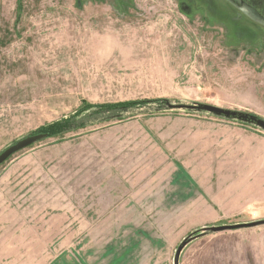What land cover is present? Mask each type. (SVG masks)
<instances>
[{
  "label": "rangeland",
  "instance_id": "rangeland-1",
  "mask_svg": "<svg viewBox=\"0 0 264 264\" xmlns=\"http://www.w3.org/2000/svg\"><path fill=\"white\" fill-rule=\"evenodd\" d=\"M201 105L264 120V0H0V152L73 123L0 164V190L26 196L27 220L59 223L35 251L228 264L215 248L226 238L259 240L264 129ZM35 188L55 190L52 210Z\"/></svg>",
  "mask_w": 264,
  "mask_h": 264
},
{
  "label": "crops",
  "instance_id": "crops-1",
  "mask_svg": "<svg viewBox=\"0 0 264 264\" xmlns=\"http://www.w3.org/2000/svg\"><path fill=\"white\" fill-rule=\"evenodd\" d=\"M0 191L2 192V205L0 204V264L74 263L68 257L62 258V255H49L48 252L43 253L41 251L42 245L47 246L52 242L53 230L59 227L58 221L53 216L50 217L49 221H44L37 215H34V219L27 220V205L24 203L27 199L26 196L24 194L19 195L11 189ZM48 192H50L49 196H56V198L46 204L48 199H44L43 195L47 196ZM17 194L18 199L15 198ZM32 195L36 196L39 208L43 207L45 211L48 208L52 210L53 204L58 201V195L53 189L35 188ZM20 196L22 197L20 198ZM43 201H45V204L42 205ZM34 204H36V201ZM161 204V206L166 205L167 209H170L168 202H162ZM42 221L46 224L43 225ZM229 240L231 239L228 237L225 239V243L215 247L218 250V255L223 256L228 264H264V234L257 241H253L244 234L234 235L232 240ZM33 245H40L41 250L35 251Z\"/></svg>",
  "mask_w": 264,
  "mask_h": 264
},
{
  "label": "water",
  "instance_id": "water-1",
  "mask_svg": "<svg viewBox=\"0 0 264 264\" xmlns=\"http://www.w3.org/2000/svg\"><path fill=\"white\" fill-rule=\"evenodd\" d=\"M170 106L173 107L174 105H170ZM200 108L202 110L214 113L216 115L227 116V117L236 116L241 120L249 121V122L251 121V122L255 123L256 125H258L259 127H261L262 129H264V120L257 117V116L251 115V114L234 113L230 110H226V109L216 107V106H212V105H201ZM45 137H46L45 134L38 133V134L28 135L24 138L19 139L18 141L9 145L3 151L0 152V164H2L8 157L13 155L14 153L32 145L36 141H39ZM255 225H257V222L240 223V224H234V225H222V226L212 227L211 229L213 231L219 232V231H224V230H235V229H239V228H247V227H252ZM176 256H175V260H174L175 264H177Z\"/></svg>",
  "mask_w": 264,
  "mask_h": 264
},
{
  "label": "trees",
  "instance_id": "trees-1",
  "mask_svg": "<svg viewBox=\"0 0 264 264\" xmlns=\"http://www.w3.org/2000/svg\"><path fill=\"white\" fill-rule=\"evenodd\" d=\"M135 103L136 102L134 103L127 102V103H120V104H105V105H101L100 108L111 109L117 106L125 107V106H128L130 104H135ZM72 124L73 123L70 121V117H66V118L59 119V120H56L54 122H51L45 125L37 132V134L43 133L46 135V137L58 136V135L60 136L64 134L66 131L70 130L73 127Z\"/></svg>",
  "mask_w": 264,
  "mask_h": 264
}]
</instances>
